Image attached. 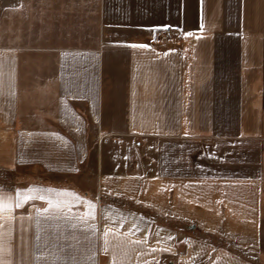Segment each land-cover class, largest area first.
I'll list each match as a JSON object with an SVG mask.
<instances>
[{
    "label": "crops",
    "instance_id": "obj_1",
    "mask_svg": "<svg viewBox=\"0 0 264 264\" xmlns=\"http://www.w3.org/2000/svg\"><path fill=\"white\" fill-rule=\"evenodd\" d=\"M30 186L6 264H264V0H0V189Z\"/></svg>",
    "mask_w": 264,
    "mask_h": 264
},
{
    "label": "snow or ice",
    "instance_id": "obj_2",
    "mask_svg": "<svg viewBox=\"0 0 264 264\" xmlns=\"http://www.w3.org/2000/svg\"><path fill=\"white\" fill-rule=\"evenodd\" d=\"M164 27H167L166 25ZM141 47H143L141 45ZM49 192L52 191H58L60 193H65L67 190H53V189H48ZM32 188L30 186L29 189H16L14 197L12 195H9L3 191V189H0V215H2L5 211H11L13 208H19L22 206V203L27 202L28 200L32 199ZM71 195H78L75 193H70ZM39 199L45 201L48 204V208L43 209V211H48L49 208L56 206L58 207L59 204L57 203L56 205H53L51 202L50 197H46L43 195H40L38 197ZM89 207L94 209V205L89 202ZM3 244L0 243V264H6V262L3 259Z\"/></svg>",
    "mask_w": 264,
    "mask_h": 264
},
{
    "label": "built area",
    "instance_id": "obj_3",
    "mask_svg": "<svg viewBox=\"0 0 264 264\" xmlns=\"http://www.w3.org/2000/svg\"><path fill=\"white\" fill-rule=\"evenodd\" d=\"M175 32L172 27H166L159 31L158 37L155 39V45H162L169 41L171 35ZM159 264V263H157Z\"/></svg>",
    "mask_w": 264,
    "mask_h": 264
},
{
    "label": "rangeland",
    "instance_id": "obj_4",
    "mask_svg": "<svg viewBox=\"0 0 264 264\" xmlns=\"http://www.w3.org/2000/svg\"><path fill=\"white\" fill-rule=\"evenodd\" d=\"M22 169H23V171H26V170H29L30 168H29V167H22ZM41 174H42V173H41ZM42 175H43V176L40 177V180H46V179H49V178L51 179V176H49V175H46V174H42ZM24 176H25V175H24ZM52 178L55 179L56 177H55V176H54V177L52 176ZM58 178H60L61 181H63V180L65 181V180L67 179V180L70 181L71 183H75V182H74L75 180H74L73 178H70V177H69V178H67V177H66V178L58 177ZM27 179H28L27 177H24V178H23V181H26ZM28 180H30V179H28ZM56 180H59V179H56ZM65 182H66V181H65Z\"/></svg>",
    "mask_w": 264,
    "mask_h": 264
}]
</instances>
